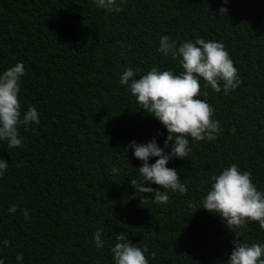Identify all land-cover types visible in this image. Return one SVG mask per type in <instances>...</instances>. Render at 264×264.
<instances>
[{
	"label": "trees",
	"instance_id": "16d2710c",
	"mask_svg": "<svg viewBox=\"0 0 264 264\" xmlns=\"http://www.w3.org/2000/svg\"><path fill=\"white\" fill-rule=\"evenodd\" d=\"M116 3L122 11L98 8L94 0H0V75L22 62L21 114L29 106L39 113L38 124L19 126L22 146L0 141V159L8 161L0 177L4 264H115L111 248L120 232L147 246L149 264H227L235 234L202 209L211 177L236 164L264 192V0ZM164 35L177 46L201 38L223 43L242 83L225 94L222 85L217 93L200 78L199 98L213 107L221 132L211 141L188 137V156L167 165L187 192L161 189L169 202L160 204L151 193L136 195L131 180L140 179L143 162L124 149L153 138L164 147L168 132L142 110L131 80L121 85L120 78L127 68L132 79L152 67L183 72L181 58L158 51ZM233 231L249 245L264 244L257 221Z\"/></svg>",
	"mask_w": 264,
	"mask_h": 264
},
{
	"label": "clouds",
	"instance_id": "9594fccd",
	"mask_svg": "<svg viewBox=\"0 0 264 264\" xmlns=\"http://www.w3.org/2000/svg\"><path fill=\"white\" fill-rule=\"evenodd\" d=\"M94 2L98 8L106 11H122L116 0ZM120 2L123 5L126 0ZM223 3L228 4L229 0H223ZM226 13L227 8L222 7L219 10V15L225 16ZM158 51L166 56L170 55L173 60L181 58L180 64L184 71L174 74L170 70L160 71L152 67L139 79H132L136 74L132 68H127L122 73L120 84L128 85L131 80L130 91L142 105V110L151 113L167 129L164 147H160L153 138L147 144H138L133 140L124 149L126 153L133 150L135 158L143 162L138 169L140 179L131 180L136 195L151 193L154 202L164 204L169 202V196L161 189H170L181 194L187 192V187L180 182L178 171L167 165L174 158L184 159L188 156L191 151L188 137L196 141H211L221 132L220 122L212 119L213 107L199 98L200 78L206 82V87L210 86L217 93L221 92L222 85L225 94L234 91L242 81L238 77V69L221 42L201 38L194 42L188 40L177 46L175 40L164 35L160 38ZM24 75L25 66L22 62L16 63L0 75V141H7L8 148L22 146L19 126L27 127L31 123H39V113L35 106H29L23 116L21 114L18 93L19 81ZM204 95L207 96L208 93L204 92ZM169 147L171 150L166 151ZM153 157L157 158L155 163H149ZM7 168L8 161L0 159V177ZM118 172V168H112L113 174ZM211 180L213 183L203 200L202 209L219 215L235 234L232 241L234 248L227 264H264V244L249 245L238 239L242 236L240 231H233L243 229L249 221H257L259 227L264 229V192L257 190L252 182L251 172H241L236 164L225 168L219 175L212 176ZM151 184L158 185L159 188L149 186ZM146 197L142 196L141 202ZM8 211L14 214L17 211L16 205L11 206ZM23 214L25 219H29L26 210ZM103 233V228L94 233V243L98 249L104 247ZM116 241L111 248L115 264H149L145 256L148 252L147 246L143 249L137 247L124 232L117 233ZM8 243L7 240L3 241L5 247ZM154 255L152 253L153 257ZM16 259L21 261L23 253L17 254ZM0 264H4L3 259H0Z\"/></svg>",
	"mask_w": 264,
	"mask_h": 264
}]
</instances>
